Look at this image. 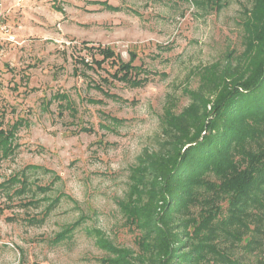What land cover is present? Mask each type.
<instances>
[{
    "label": "rangeland",
    "instance_id": "1",
    "mask_svg": "<svg viewBox=\"0 0 264 264\" xmlns=\"http://www.w3.org/2000/svg\"><path fill=\"white\" fill-rule=\"evenodd\" d=\"M218 3L2 0L15 42H0V128L18 119L25 123L16 134L19 147L0 160V264H103L112 257L105 242L136 249V234L124 224L118 201L129 191L137 157L158 148L164 107L179 113L190 92L213 101L217 94L206 88L214 73L226 67L234 78L240 71L231 58L244 49L243 26L253 0ZM96 47L110 48L123 61L134 53L133 65L150 71L149 81L125 85L112 76L122 74L110 60L100 69L82 67L80 59H100ZM58 94L68 97L75 114L59 111L52 98ZM109 117L122 122L114 125ZM22 173L28 188L21 192ZM11 177L19 181L7 182ZM43 186L50 190L36 189ZM74 223L67 237L55 241ZM247 241L230 251L225 242L220 247L238 264H258L264 245L252 252L243 247Z\"/></svg>",
    "mask_w": 264,
    "mask_h": 264
},
{
    "label": "trees",
    "instance_id": "2",
    "mask_svg": "<svg viewBox=\"0 0 264 264\" xmlns=\"http://www.w3.org/2000/svg\"><path fill=\"white\" fill-rule=\"evenodd\" d=\"M212 1L218 6L220 0ZM101 4L103 9L121 10ZM245 18L244 49L231 58V63L237 62L235 67L240 68L238 72L232 69L234 78L225 73V67L223 73H214V78L208 82L206 93L217 94L213 101L202 93L190 92L189 104L179 113L172 105L164 107L158 148L152 150L154 152L143 151L137 157L129 175V191L118 201L124 224L128 231L136 234V249L105 242L102 246L112 257H104L103 264H238L229 252H223L220 243L225 242L226 250L230 251L247 237L244 248L262 251L264 0H253ZM93 51L100 59L93 57L90 63L80 59L82 67L100 69L110 60L122 74L112 76L125 85L137 88L149 81L150 71L133 65L134 53H129V60L123 61L110 48L96 47ZM93 87L108 98L125 102L103 92L100 85ZM52 98L59 101L60 112L76 113L66 95ZM50 103L47 101L46 106ZM109 121L114 125L122 122L115 117H109ZM24 123L18 119L7 129L0 128V160L19 147L16 134ZM22 175L21 192L28 188L25 173ZM18 181L11 177L7 182ZM36 189L46 193L50 187ZM59 200V196L55 197L49 205L54 207ZM34 219L29 218V222ZM76 224L59 233L55 241L67 237ZM258 264H264V258Z\"/></svg>",
    "mask_w": 264,
    "mask_h": 264
},
{
    "label": "built area",
    "instance_id": "3",
    "mask_svg": "<svg viewBox=\"0 0 264 264\" xmlns=\"http://www.w3.org/2000/svg\"><path fill=\"white\" fill-rule=\"evenodd\" d=\"M1 5H2V0H0V42L2 40L6 42H15V36L12 35L8 26L4 22V17L2 16V12H1Z\"/></svg>",
    "mask_w": 264,
    "mask_h": 264
}]
</instances>
